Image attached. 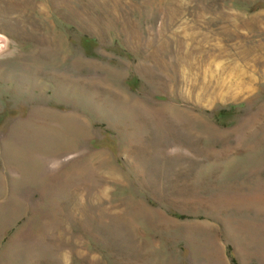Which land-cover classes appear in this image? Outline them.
<instances>
[{
  "label": "rangeland",
  "instance_id": "1",
  "mask_svg": "<svg viewBox=\"0 0 264 264\" xmlns=\"http://www.w3.org/2000/svg\"><path fill=\"white\" fill-rule=\"evenodd\" d=\"M263 70L264 0H0V264H264Z\"/></svg>",
  "mask_w": 264,
  "mask_h": 264
},
{
  "label": "bare ground",
  "instance_id": "2",
  "mask_svg": "<svg viewBox=\"0 0 264 264\" xmlns=\"http://www.w3.org/2000/svg\"><path fill=\"white\" fill-rule=\"evenodd\" d=\"M260 62V61H259ZM258 62V63H259ZM236 63V62H235ZM258 63H257V65H258ZM225 65V64H224ZM233 65V64H232ZM234 66V65H233ZM232 66V67H233ZM223 67V66H222ZM243 68V67H242ZM221 70V69H220ZM223 71V70H222ZM232 71V70H231ZM240 71V70H239ZM239 71H238V78H239V82H236V83H233V84H231V85H226V81L225 82H223V81H217L218 79H219V77H218V79L216 80L217 82H213V83H211V82H209V84H206L205 85V87H203V89H205V91H206V93H208V95H210V97L212 98V100H218L219 98L221 99H223V98H229V97H233V96H235L237 93H233L231 90H230V88H232V87H238V89H236V90H239V92H242L243 90H245L246 89V84H250L251 83V81H253V77L251 76V75H248L246 72H242V73H239ZM245 71V70H244ZM262 71V70H261ZM221 72V71H220ZM219 72V73H220ZM226 72V71H225ZM233 72H235V71H233ZM215 73V72H214ZM218 73V72H217ZM263 73H264V70H263ZM237 74V73H236ZM219 75V74H218ZM235 75V74H234ZM233 75V76H234ZM214 76H216V75H214ZM220 76V75H219ZM225 76V75H224ZM237 76V75H236ZM211 78H213V77H211ZM222 78V76L220 77V79ZM203 80V79H202ZM212 80V79H211ZM230 80V79H229ZM206 81V80H205ZM214 81V80H213ZM207 82H208V78H207ZM211 83V84H210ZM248 87V86H247ZM223 89H226V91H223ZM202 90V89H201ZM204 91V90H203ZM203 93V92H202ZM201 93V94H202ZM244 93H246V92H244ZM242 94V93H241ZM204 95V94H203ZM202 95V96H203ZM208 95L206 96V98L208 97ZM196 96V95H195ZM209 97V98H210ZM196 98V97H195ZM211 100V101H212Z\"/></svg>",
  "mask_w": 264,
  "mask_h": 264
},
{
  "label": "trees",
  "instance_id": "3",
  "mask_svg": "<svg viewBox=\"0 0 264 264\" xmlns=\"http://www.w3.org/2000/svg\"><path fill=\"white\" fill-rule=\"evenodd\" d=\"M231 261H233V258H231Z\"/></svg>",
  "mask_w": 264,
  "mask_h": 264
}]
</instances>
